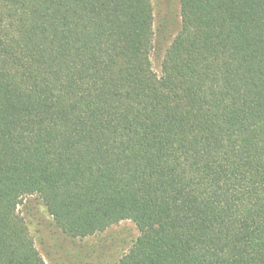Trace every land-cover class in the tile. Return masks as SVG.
Segmentation results:
<instances>
[{"label": "trees", "instance_id": "1", "mask_svg": "<svg viewBox=\"0 0 264 264\" xmlns=\"http://www.w3.org/2000/svg\"><path fill=\"white\" fill-rule=\"evenodd\" d=\"M0 0V264H45L38 196L73 238L132 221L118 264H264V0Z\"/></svg>", "mask_w": 264, "mask_h": 264}, {"label": "rangeland", "instance_id": "2", "mask_svg": "<svg viewBox=\"0 0 264 264\" xmlns=\"http://www.w3.org/2000/svg\"><path fill=\"white\" fill-rule=\"evenodd\" d=\"M157 49L153 68L161 75L166 48L181 29L179 0H153ZM45 264H118L136 242L139 231L132 221L113 225L102 233L73 238L66 235L38 196L26 198L18 207Z\"/></svg>", "mask_w": 264, "mask_h": 264}]
</instances>
